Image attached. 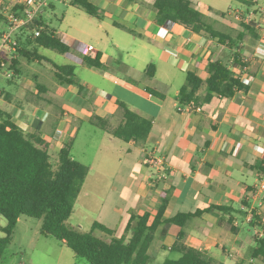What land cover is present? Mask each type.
Listing matches in <instances>:
<instances>
[{
	"label": "crops",
	"instance_id": "0c3cea01",
	"mask_svg": "<svg viewBox=\"0 0 264 264\" xmlns=\"http://www.w3.org/2000/svg\"><path fill=\"white\" fill-rule=\"evenodd\" d=\"M90 1L100 17L89 15L95 20H87L93 33L87 34V42L77 41L67 30L56 34L73 50L72 79L87 93L78 91L76 84L55 83L51 88L43 85L42 92L36 86L19 94L16 100L25 105L13 103L8 93L0 96V108L24 132L44 140L50 157L58 162L61 147L71 143V156L88 167L67 227L88 232L99 222L112 235L98 229L92 233L109 241L124 232L132 215L154 216L163 199V218L210 204L226 205V212L213 210L191 217L183 226L171 224L163 235L157 230L149 248L152 262L164 251L179 257L173 246L183 232L185 245L205 252L216 264H264L251 257L255 241L251 244L241 229L249 225L253 211L264 225V192L257 191L264 176V58L256 53L264 44V0H253L251 6L240 2L239 7L255 12L253 31L243 32L236 50L254 79L232 97L213 95L208 101L202 85L190 108L177 99L187 73L206 80L207 62L233 64L232 50L180 24H157L154 0ZM229 21L239 27L233 36L242 31L234 17ZM82 44L95 47L96 54L87 57L99 56L101 67L83 63ZM77 67L87 74H77ZM232 69L241 76L238 65ZM119 102L152 120L145 140L123 142L111 134L123 121ZM84 124L92 127L93 135L77 149ZM57 128L63 131L59 137ZM150 154L164 159V179L146 164Z\"/></svg>",
	"mask_w": 264,
	"mask_h": 264
},
{
	"label": "trees",
	"instance_id": "16d2710c",
	"mask_svg": "<svg viewBox=\"0 0 264 264\" xmlns=\"http://www.w3.org/2000/svg\"><path fill=\"white\" fill-rule=\"evenodd\" d=\"M239 1L247 6L253 5V0ZM69 2L83 8L93 17H100L99 8L90 0H69ZM153 9L157 24L171 21L183 25L232 50L233 64L220 59L207 62L206 69L209 76L206 80L202 81L192 72L187 73L186 84L178 93L177 99L180 104L186 105L192 102L202 85L206 88L204 101H208L213 95L232 97L237 91L247 89V85L240 81L232 67L244 65L239 60L236 50L244 36L243 32L253 31L252 23H241L242 31L233 36L206 21L202 11L197 9L191 0H154ZM34 27H41L40 35L33 37L25 34L23 38L20 37L17 54L28 60H42L43 56L36 52L38 46L61 53L70 50L69 44L58 37L55 31L47 30L41 17L34 21V24L24 28L23 32L30 31ZM10 61V67L17 74L19 72L17 58ZM83 63L90 67H101L99 56L95 58L84 56ZM52 65L57 83L76 84L72 79L73 65L55 63ZM76 85L78 91L86 92L82 85ZM37 86L42 92L43 85L37 84ZM0 93L2 95V91ZM119 106L123 110V121L112 130L111 134L123 142L131 139L145 140L152 129V120L129 109L123 102H119ZM70 149L71 143L61 147L54 169L46 142L36 134L24 132L12 122L9 113L0 108V216L6 219V224L1 227L4 235L0 236V259L12 239L19 218L28 216L41 219L40 232L43 236L53 237L62 242L76 258L84 259L88 264H152L149 248L157 230L160 229L163 235L171 224L183 226L188 219L200 216L204 212L213 210L226 212L230 208L226 205L210 204L163 218L167 204L166 199H163L154 216L148 212L132 215L124 232L109 241L92 233L93 230L98 229L112 235V230L99 222L92 223L91 231H76L67 227L64 222L73 212L88 167L74 159ZM254 225L262 228L263 236L254 235L255 247L251 257L264 262V225L255 211L249 223L250 227ZM183 235V232L179 233L178 240L173 246L179 257L165 258L161 264H216L205 252L185 245L182 242Z\"/></svg>",
	"mask_w": 264,
	"mask_h": 264
},
{
	"label": "rangeland",
	"instance_id": "374dc122",
	"mask_svg": "<svg viewBox=\"0 0 264 264\" xmlns=\"http://www.w3.org/2000/svg\"><path fill=\"white\" fill-rule=\"evenodd\" d=\"M194 6L202 11L204 18L215 28L228 31L235 34L239 27H232L229 20L233 19L232 12L240 7L239 0H191ZM52 7H47L41 14V20L47 27L58 34L65 35L66 30L71 33L79 42H87L92 33V27L87 22L88 19L95 20L84 11L83 8L70 4L69 1H53ZM241 9V8H239ZM87 18V19H86ZM234 28V29H233ZM25 34L27 32H24ZM89 34V36H87ZM36 52L43 56L42 60H28L22 55L16 54L19 62L17 67L18 73L10 68V59L6 60V66L2 68L0 73V91L2 94H10L13 96V103L19 102V94H25L37 88V84L51 88L56 82L54 77L55 64H73V50L67 53H61L54 49L38 46ZM77 74L80 76L87 74L85 69L77 67ZM2 95V96H3ZM92 127L82 125L77 141L76 148L84 146L89 141ZM73 153V151H72ZM52 167L55 169L57 161L50 157ZM259 183V181H258ZM257 183V184H258ZM74 220V219H72ZM72 223V221H71ZM0 224L5 225L6 219L0 216ZM41 219L22 216L18 222L15 232L10 243L5 248L0 259V264H88L84 259L76 258L73 252L62 242L53 237H45L39 234L41 229ZM66 226L69 224L64 222ZM71 225V224H70ZM0 226V236H3ZM74 227V226H73ZM243 233L250 238L251 244L254 245V231L247 224L241 226ZM165 258H175L174 254L164 251V254L155 257L152 264H161Z\"/></svg>",
	"mask_w": 264,
	"mask_h": 264
},
{
	"label": "built area",
	"instance_id": "2783aa9c",
	"mask_svg": "<svg viewBox=\"0 0 264 264\" xmlns=\"http://www.w3.org/2000/svg\"><path fill=\"white\" fill-rule=\"evenodd\" d=\"M53 1H69V0H0V73L3 67L6 66V60L16 58L17 49L19 48V38L24 37V28L34 24V21L41 17V14L45 8L49 7ZM233 17L240 23H252L255 17L253 9H235L232 12ZM183 26V25H182ZM186 28L185 26H183ZM41 27H34L32 30L27 31L26 34L30 36H39ZM188 29V28H186ZM190 30V29H189ZM193 32V31H192ZM195 33V32H194ZM80 51L83 56H89L96 54V49L91 44H82ZM256 53L264 58V44L261 43L256 48ZM242 69L241 76H238L240 81L244 84H249L254 76L247 74L246 64L240 67ZM13 70L12 68H10ZM1 96V93H0ZM151 97L152 94L149 93ZM193 103L186 104V107L190 108ZM196 110H200V107H196ZM62 129L57 128L55 135L59 137L62 133ZM146 164L153 166L158 171V177L160 179L165 178V166L162 156H155L150 154L145 158ZM257 191L264 192V176H262L257 184ZM244 209V208H243ZM253 218V212L248 215V221ZM254 233L259 237L263 236L262 228L258 227L254 229Z\"/></svg>",
	"mask_w": 264,
	"mask_h": 264
}]
</instances>
